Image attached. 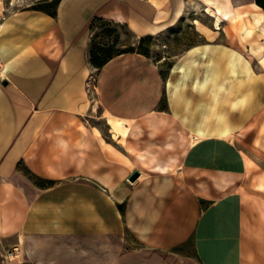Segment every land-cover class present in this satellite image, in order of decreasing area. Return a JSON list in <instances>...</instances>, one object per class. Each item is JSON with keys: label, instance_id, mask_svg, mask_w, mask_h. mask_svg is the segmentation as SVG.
Returning a JSON list of instances; mask_svg holds the SVG:
<instances>
[{"label": "crops", "instance_id": "obj_1", "mask_svg": "<svg viewBox=\"0 0 264 264\" xmlns=\"http://www.w3.org/2000/svg\"><path fill=\"white\" fill-rule=\"evenodd\" d=\"M233 1L215 28L258 6ZM12 4L0 0V264L12 245L27 264H264V186L249 182L264 149L239 137L264 97L253 59L207 38L163 74L134 51L94 68V17L156 35L180 0Z\"/></svg>", "mask_w": 264, "mask_h": 264}, {"label": "rangeland", "instance_id": "obj_2", "mask_svg": "<svg viewBox=\"0 0 264 264\" xmlns=\"http://www.w3.org/2000/svg\"><path fill=\"white\" fill-rule=\"evenodd\" d=\"M34 1L36 0H10L13 3L10 9L25 7ZM201 1L204 3V0ZM201 1L180 0L181 17L156 35L136 38L122 24L104 25L94 22L92 28H89L90 39L87 49L89 62L95 68L93 63L95 58L101 61L116 55L119 51L133 50L151 58L163 74L183 50L207 38H216L232 42L242 48L264 76V10L253 3H248L235 9L237 17L234 21H223L217 25L221 28L217 29L215 18L211 15L213 11ZM257 13H262V20L259 23L254 22ZM94 68L92 75L95 72ZM108 137L111 139L109 135ZM239 137L245 143L248 140L253 141L256 147L254 151L264 149V97L254 118ZM252 158L255 163L252 164L249 182L260 188L264 186L261 184V180H264V157L252 155ZM248 163L250 164V160Z\"/></svg>", "mask_w": 264, "mask_h": 264}, {"label": "built area", "instance_id": "obj_3", "mask_svg": "<svg viewBox=\"0 0 264 264\" xmlns=\"http://www.w3.org/2000/svg\"><path fill=\"white\" fill-rule=\"evenodd\" d=\"M4 264H27L24 249L19 245H12L6 248L2 255Z\"/></svg>", "mask_w": 264, "mask_h": 264}, {"label": "trees", "instance_id": "obj_4", "mask_svg": "<svg viewBox=\"0 0 264 264\" xmlns=\"http://www.w3.org/2000/svg\"><path fill=\"white\" fill-rule=\"evenodd\" d=\"M254 2L256 3V5H258L261 9H264V0H254ZM94 22H97V23H102V24H117V23H114L112 21H109V20H106V19H103V18H100V17H94L89 25V28H92V24ZM130 51H133V50H130ZM122 52H127V51H119L117 54L119 53H122ZM114 56V55H113ZM112 56H109L108 58L106 59H103V60H97V58H95L93 60V63L96 67H100L105 61H107L109 58H111ZM92 62V61H91Z\"/></svg>", "mask_w": 264, "mask_h": 264}, {"label": "bare ground", "instance_id": "obj_5", "mask_svg": "<svg viewBox=\"0 0 264 264\" xmlns=\"http://www.w3.org/2000/svg\"><path fill=\"white\" fill-rule=\"evenodd\" d=\"M231 2L232 3H234V1L233 0H231ZM220 3V0H204V4H206L207 6H214L213 7V13L215 14V16H217L218 18H219V16H218V13H220L221 11H220V9H219V7H218V4ZM208 8V7H207ZM212 8V7H211ZM260 18V15H257L256 17H255V21L256 22H259V19ZM216 28H221V27H219V26H217Z\"/></svg>", "mask_w": 264, "mask_h": 264}, {"label": "water", "instance_id": "obj_6", "mask_svg": "<svg viewBox=\"0 0 264 264\" xmlns=\"http://www.w3.org/2000/svg\"><path fill=\"white\" fill-rule=\"evenodd\" d=\"M3 83H6V82H3ZM139 175V172L137 170H134L129 176H128V179L130 181H134L137 176Z\"/></svg>", "mask_w": 264, "mask_h": 264}]
</instances>
